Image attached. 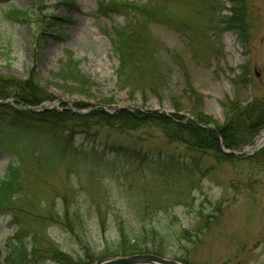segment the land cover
<instances>
[{"label": "rangeland", "instance_id": "obj_1", "mask_svg": "<svg viewBox=\"0 0 264 264\" xmlns=\"http://www.w3.org/2000/svg\"><path fill=\"white\" fill-rule=\"evenodd\" d=\"M237 1L246 14L238 29L227 21L232 0H0V76L35 71L45 90L27 107L36 112L83 103L82 113H202L222 123L232 102L264 99V0ZM119 38L131 40L122 68ZM77 70L88 86L71 76ZM263 130L249 145H222L235 159L218 161L158 130L53 138L0 124V180L10 163L18 178L12 209L0 210V264L19 246L24 264H58L54 251L87 264L123 257L102 253L123 232L141 231L167 236L165 258L264 264ZM185 229L192 239L181 237Z\"/></svg>", "mask_w": 264, "mask_h": 264}, {"label": "trees", "instance_id": "obj_2", "mask_svg": "<svg viewBox=\"0 0 264 264\" xmlns=\"http://www.w3.org/2000/svg\"><path fill=\"white\" fill-rule=\"evenodd\" d=\"M232 1L235 8L232 10L233 15L227 21L229 27L238 29L246 18L245 8L241 2ZM64 3L70 4L68 0H65ZM29 11L30 9L27 8L14 11V18L16 21L25 19L29 15ZM130 41L129 39L128 43L126 40L119 38L117 42L121 68L128 61V57L130 63L132 55ZM77 72L71 74V76L75 77V81L84 82L85 86H88L91 81L82 75L79 70ZM44 93L45 90L41 87L39 76L32 69L29 71L27 79L0 76V98H14L15 105L20 107L15 108L10 103L0 105V124L39 135L50 134L53 138H62L61 133L65 130L85 132L92 128H110L122 135L158 130L163 133L168 141L181 144L191 151L209 152L218 161H232L235 159L234 154L225 153L222 145L231 150L237 145L238 147L249 145L264 128V99H255L246 106H242L238 102H232L228 106L226 120L221 123L202 113L195 120L187 119L179 113L168 115L158 111L130 110L126 108L108 112L98 107L87 113H82L80 110L86 106L83 103H75L77 111L47 109L36 112L27 108L28 106L36 107L42 101L40 97ZM129 150L124 147L122 153L127 158H132ZM251 158L254 157L249 159ZM262 163L264 164V160ZM171 164L175 166L177 163L172 161ZM16 182L18 183L17 168L14 163H10L7 167V173L0 180V210L12 209L10 200L13 199L16 192ZM181 237L192 239L193 234L185 229ZM153 238L156 240L153 241ZM167 241V236L160 231H152L151 233L145 231L134 232L129 236L123 232L119 241L108 246L102 255L107 257L153 253L164 256L169 254L166 250ZM23 251L22 246L17 247L7 264H24ZM185 254L182 256L174 254V256L177 257L178 261L189 264L187 253ZM53 255L58 264H87L83 260H75L72 256L60 251H54Z\"/></svg>", "mask_w": 264, "mask_h": 264}, {"label": "water", "instance_id": "obj_3", "mask_svg": "<svg viewBox=\"0 0 264 264\" xmlns=\"http://www.w3.org/2000/svg\"><path fill=\"white\" fill-rule=\"evenodd\" d=\"M0 102L4 103L6 102V100H2ZM33 110L38 111L37 109H33ZM263 133L264 130L262 131V134ZM256 143H257L256 146L259 147L262 143H264V139L261 142L257 141ZM241 152L249 153V150H244ZM92 264H185V263L155 254H135L131 256H123V257L119 256V257L101 259Z\"/></svg>", "mask_w": 264, "mask_h": 264}, {"label": "bare ground", "instance_id": "obj_4", "mask_svg": "<svg viewBox=\"0 0 264 264\" xmlns=\"http://www.w3.org/2000/svg\"><path fill=\"white\" fill-rule=\"evenodd\" d=\"M264 139V133L260 136V138L258 139L259 142H261Z\"/></svg>", "mask_w": 264, "mask_h": 264}]
</instances>
